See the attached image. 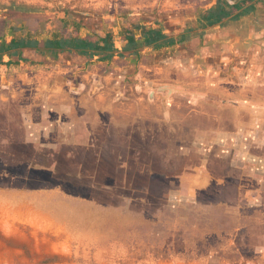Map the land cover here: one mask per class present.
Masks as SVG:
<instances>
[{
  "label": "rangeland",
  "instance_id": "obj_1",
  "mask_svg": "<svg viewBox=\"0 0 264 264\" xmlns=\"http://www.w3.org/2000/svg\"><path fill=\"white\" fill-rule=\"evenodd\" d=\"M216 2L0 0V43L192 31L110 61L3 56L0 264H264V1L204 28Z\"/></svg>",
  "mask_w": 264,
  "mask_h": 264
},
{
  "label": "trees",
  "instance_id": "obj_2",
  "mask_svg": "<svg viewBox=\"0 0 264 264\" xmlns=\"http://www.w3.org/2000/svg\"><path fill=\"white\" fill-rule=\"evenodd\" d=\"M252 1L240 0L234 3V0H217L216 4L208 9L203 16L202 26L206 28L220 24L237 12L235 18H238L249 11V9L243 10V8ZM67 25L72 27L70 32L64 30L59 34H55L53 38L45 40L42 45L38 41L30 39L12 38L8 43L2 41L0 43V65L4 64L2 61L4 55L16 57L18 62H25L26 53L40 56L45 54L52 56L69 54L87 59L98 57L101 61H110L116 54L120 57L132 54L138 56L142 46L152 47L155 50L171 48L186 42L192 36V31L189 30H183L177 36H168L160 28L126 27L122 32L126 45L120 52H117L110 32L105 33L102 37H97L93 41L79 37L81 21L72 20ZM67 25H64V27ZM136 31H140V40L136 38ZM11 64L13 63L7 62L5 65Z\"/></svg>",
  "mask_w": 264,
  "mask_h": 264
},
{
  "label": "crops",
  "instance_id": "obj_3",
  "mask_svg": "<svg viewBox=\"0 0 264 264\" xmlns=\"http://www.w3.org/2000/svg\"><path fill=\"white\" fill-rule=\"evenodd\" d=\"M238 1H240V0H234V3L238 2ZM261 3H263V0H253L252 2H250L248 5H246V6L243 8V10H246V9L248 10V9H249V11H247L246 13H244L243 15H241L240 17L235 18V16H236L237 13H238V12H237V13L233 14L234 19H233V16H231V17L225 19L224 21H227V20H234V21H237V20L241 19L242 17H244V16H246V15H248V14L254 12V10H255V9H256ZM243 10H241V11H243ZM224 21H223V22H224ZM223 22H222V23H223ZM222 23H220V24H222Z\"/></svg>",
  "mask_w": 264,
  "mask_h": 264
},
{
  "label": "water",
  "instance_id": "obj_4",
  "mask_svg": "<svg viewBox=\"0 0 264 264\" xmlns=\"http://www.w3.org/2000/svg\"><path fill=\"white\" fill-rule=\"evenodd\" d=\"M264 1V0H263Z\"/></svg>",
  "mask_w": 264,
  "mask_h": 264
}]
</instances>
